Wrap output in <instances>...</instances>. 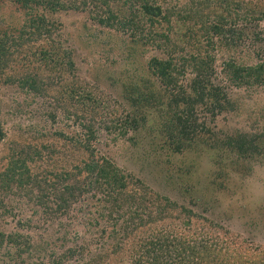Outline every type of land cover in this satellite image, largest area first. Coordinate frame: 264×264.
I'll list each match as a JSON object with an SVG mask.
<instances>
[{
    "label": "trees",
    "instance_id": "trees-1",
    "mask_svg": "<svg viewBox=\"0 0 264 264\" xmlns=\"http://www.w3.org/2000/svg\"><path fill=\"white\" fill-rule=\"evenodd\" d=\"M258 2L259 0H186L182 3L177 0H0V69L10 65L7 60L13 46L22 48L30 39L50 36L56 29L54 21L40 12V8L55 13L59 10L88 9L92 6L89 9L90 19L102 31L99 30L101 34H95L96 41H88L84 46L95 50L99 45L110 43L115 36L117 38V34L124 36L127 41H121V50L118 49L121 56L116 55L109 63V58H104L109 50L106 47L100 54L104 60L99 58L96 64L87 69L89 78L95 84L93 87L81 81H72L67 95L78 102L77 105L81 103L84 95L99 105L110 98L94 87L108 91L113 89L128 108L125 119L119 116L117 124H122L123 128L132 133L131 139H134V143H137L139 136H147L151 141V153L161 151L177 179L180 178L178 173L197 174L199 162L196 161L206 154L215 165L211 171L213 178L208 183L219 186L220 190H229L226 183L233 175L231 169L239 166L241 172H247L248 159L253 154L264 152V144L260 142L257 134L214 129L213 125L208 126L201 117V114L210 113L211 117L216 118L232 106L224 87L215 82L214 55L209 50L217 46L222 53H228L229 60L224 61L223 65L232 79L240 83L264 82V62L260 61L255 65L237 63L234 55L237 48L245 44L254 46L258 51L264 50L260 31L257 29L264 18V11L258 9ZM217 9H220L219 12ZM240 21L244 23L239 24ZM181 24L191 36L201 31L207 47H211L206 49V54L198 48L186 50L178 45L179 49H176L177 45L171 34ZM226 25L251 26L240 31V28ZM90 29L91 27L87 30ZM103 34L110 36L103 39ZM51 43L48 50L41 51V59L46 66L71 73L74 64L70 50L55 37ZM150 44L162 47L161 51L166 57L153 55L146 60L143 55ZM181 49L183 54L178 55L177 52ZM181 59L194 70V75L186 83H178V77L183 73V67L179 63ZM136 62H144L143 66L150 77L146 75L136 81L129 74L130 67ZM11 79H14L13 75L5 72V82ZM20 82L37 90L39 83H42V76L27 75ZM61 100V97L58 98L63 106ZM163 105L168 108L165 112L162 111ZM151 108H156L160 113L156 112L150 131L147 126L148 111ZM77 110L64 107L67 114L83 118ZM200 118L203 120L200 121ZM91 124L93 123L82 124L85 129L82 136H77L73 131L66 135L63 131L56 132L70 144L74 153L78 152V155H69L68 166L61 165L58 172L45 169L41 173H33L26 163L32 157L21 158L15 155L1 178L5 188L10 187L13 182L23 185L36 180L38 187H42L41 183H44L49 190L45 193L42 188L38 202L46 206L48 197L54 195L58 201L55 212H66L73 202L85 201L84 210L89 211V217L83 222L92 238L76 244L75 247L69 246L51 264H59L62 259L80 254L86 257L82 261L76 259L81 264H108L107 258L111 253L121 249V245L115 243L109 252L106 246H109L110 239L126 241L128 238H136L142 232L135 249L130 251V264H264V249L261 247L245 246L243 243L237 244L236 241L226 244L229 239L226 233L229 232L218 222L200 214L197 216L201 230H198L192 226L191 218L195 212L191 207L157 191L139 177L133 179V174L125 173L111 159L100 155L94 144L95 131ZM4 136L0 120V142ZM44 148L49 149V157L56 151L51 146L42 145L41 150ZM38 152L35 151V154L40 156ZM226 153L232 155L226 158ZM147 156L152 157L153 154L147 152L145 157ZM182 158H189L191 161L185 164ZM155 173L159 175L158 171ZM82 176L84 179H81ZM129 178L135 183L130 184ZM208 183L206 184L209 185ZM98 192H101L100 196L97 195ZM123 212L127 214L126 217ZM91 213L94 214L93 217H90ZM181 216L186 218V221H182L186 231L179 232V228L155 230L156 224L161 220ZM103 219L105 225L102 226L101 233L95 234L93 229H98ZM204 227H209L207 233L202 231ZM148 229L151 230L145 232ZM217 229L223 231L220 239L214 236ZM120 231L123 232L122 235H119ZM16 235L20 236L13 232L5 233L4 236L0 231V245L5 241L16 246L13 253L9 249L5 251L7 264H10V260H15L18 264V258L22 264H43L40 262L42 259L37 261L34 256L40 251L39 246L31 249L29 241L25 242ZM44 255L40 254L38 258Z\"/></svg>",
    "mask_w": 264,
    "mask_h": 264
},
{
    "label": "rangeland",
    "instance_id": "rangeland-1",
    "mask_svg": "<svg viewBox=\"0 0 264 264\" xmlns=\"http://www.w3.org/2000/svg\"><path fill=\"white\" fill-rule=\"evenodd\" d=\"M185 1L177 0L178 3ZM258 5V9L264 11V0H259ZM90 8L92 6L88 9L59 10L55 13L40 8V12L44 13L51 21H54L56 29L50 36L30 39L25 42L22 48L13 46L11 55L7 60L10 64L9 67L5 66L8 68L0 69V120L5 132V136L0 142V231L3 232L4 236L5 233L11 232L14 235L19 234L20 236H16L24 239L25 242L29 241L32 245L31 249L36 248L38 245L40 251L34 254L37 257L35 260L42 259L40 262L43 264H51L53 259H59L60 254L66 252L69 246L75 247L76 244L90 241L92 236H90L83 222L85 218L89 217V211L84 210L85 201L73 202L68 207V211L65 210L66 212H55L58 201H56L54 195L48 197L46 206L38 202V196L42 188V192L45 193L49 190L48 187L45 188L44 183H41L42 187H38L36 180L26 182L23 185L13 182L10 187L5 188L2 185L3 179L1 180V178L15 155H19L21 158L32 157L26 163L33 173H41L45 169L58 172L61 165L68 166L69 155H78V152L74 153L69 146L70 144L56 132L63 131V134L66 135L73 131L77 136H82L85 130L82 128V124L92 122L91 125L95 131L94 144L99 154L111 159L125 173L130 172L133 174V179L139 177L157 191L168 194L171 198L191 207L195 212V215L191 218L193 227L201 230L198 226L200 219L197 216L200 214L213 219L214 222H218L221 227L229 232L226 233L229 237L226 244L236 241L237 244L243 243L245 246H257L264 249V208L245 209L240 207L237 203L239 196L231 180L226 183L230 187L229 190L225 188L220 190L219 186L208 183L211 182L213 176H211V172L201 166V160L206 154H203L201 159L199 158L200 160L196 161L199 162L197 166L198 175L178 173L180 178L177 179L175 172H173L169 162L166 161L167 158L161 154V151L151 153L152 149L150 151L149 148L151 141L147 136H139L137 143H134V139H131L132 133L123 128L122 124L118 126L117 119L122 116L124 120L128 108L117 92L111 88L108 91L105 88L100 90L101 87H94L95 90L110 98L106 102L102 101L99 105L88 100L84 94L85 99L82 97V104L79 102L77 105L78 102L74 99L71 100L67 95L70 90L68 87H70L72 81H81L93 87L95 84L89 78L87 69L96 64L99 58L102 60L109 58L110 63L112 59L116 58V55L121 56L118 51V49L121 50V41H127L123 38L124 36L117 34V38L115 36L110 43L104 46L99 45L95 50L85 47L84 43L96 41L95 34L100 33L99 30H101L97 26L98 24L90 19ZM219 10L217 9L218 12ZM243 23L244 21L239 22V24ZM226 26H235L240 28V31H245L251 25ZM89 27L91 29L88 31ZM257 29L260 31V41H262L264 47V18L259 22ZM109 31L114 34L112 30ZM53 36L56 40H61L71 52V59L74 64L71 73H65L64 70L46 66L41 59V51L48 50L51 47ZM107 36L110 35L103 34L101 38L105 39ZM171 37L177 45L176 49L178 45L186 50L198 48L203 54H206V49L211 48L207 47L206 39H204V35L201 34L200 30L191 36L182 24L173 30ZM106 47H109V50L103 58L100 54L107 49ZM146 49L147 51L143 55L146 60L153 55L166 57L161 51L162 47L150 44ZM182 51L183 49L179 50L178 55ZM259 51L254 46L245 44L239 46L234 55L237 63L255 65L260 61L264 62V50ZM209 53L214 55L215 82L224 87L228 97H230L232 106L226 108L227 110L221 112L216 118L211 117L210 113L201 114V117L206 120L208 126L213 125L214 129L257 134L260 136V142L264 144V82L260 84L240 83L232 79L223 65L224 61L229 60L228 53H222L217 49V46L210 49ZM179 63L183 67L181 68L183 73L178 77V83H186L194 75V70L182 59L179 60ZM143 65L144 62H136L130 67L129 74L135 77L136 81L146 75L150 77ZM5 72L12 74L14 79L5 82ZM33 74L42 76V83H39L37 90L22 85L20 82V79L24 76H32ZM60 97L64 107H69L70 110L78 109V114H82L83 118L75 117L74 114H67V111L65 112L64 107L58 102ZM166 109L168 108L163 105L162 111L165 112ZM156 112L160 113L156 108L149 109L148 128L152 127ZM202 118L199 120L202 121ZM164 136H166L165 133ZM42 145L51 146L56 151L51 153L52 156L49 157V149L44 148L41 150ZM37 150L40 156L35 154ZM147 152L153 154V156L145 157ZM182 159L185 164L191 161L189 158ZM183 166L187 167V165ZM238 167H233L231 169L232 173L235 171L241 172ZM156 171L159 172L158 176L155 173ZM41 177L43 178V175ZM50 179L53 180L52 177ZM81 179H84V177L82 176ZM129 181L130 184L135 183L130 178ZM97 195L100 196L101 192H98ZM48 206L50 209L47 210ZM89 215H91L90 217L94 216L92 213ZM123 215L124 217L127 216L124 212ZM103 221L104 219L98 229H93L95 234L99 235L101 233L102 226L105 225V221ZM182 221H186L183 216L174 219L166 218L156 224L155 230L179 228V232H182L185 230ZM208 229L209 227H204L202 231L207 233ZM150 230L148 229L145 232ZM142 233L137 234L136 238H128L126 241L121 240V242L118 238L117 240L110 239L109 246H106L109 252L115 243V245H121V249L116 253H111L107 258V263L130 264V251L135 249L136 241ZM122 234L123 232L120 231L119 235ZM222 234V230L217 229L214 231V236L218 239L222 237L220 236ZM100 240L105 241L103 238H100ZM22 245L24 246L25 243ZM15 248L16 246H12L5 241L0 245V264L8 263L5 251L9 249L13 253ZM40 254L45 255L38 258ZM72 257L62 259L59 264L68 262L81 264L80 260L86 258L81 254ZM78 258L80 260L76 261ZM10 264L17 263L15 260H10ZM18 264H22L20 258H18Z\"/></svg>",
    "mask_w": 264,
    "mask_h": 264
},
{
    "label": "clouds",
    "instance_id": "clouds-1",
    "mask_svg": "<svg viewBox=\"0 0 264 264\" xmlns=\"http://www.w3.org/2000/svg\"><path fill=\"white\" fill-rule=\"evenodd\" d=\"M232 153H226L229 158ZM201 166L211 172L215 165L208 155L201 160ZM247 172L235 171L231 183L237 190L238 205L245 209L264 208V152L253 154L247 161Z\"/></svg>",
    "mask_w": 264,
    "mask_h": 264
}]
</instances>
